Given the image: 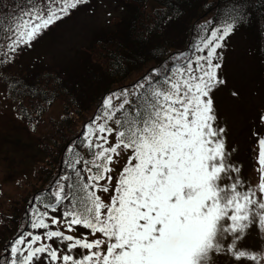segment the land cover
<instances>
[{
	"label": "snow or ice",
	"instance_id": "1",
	"mask_svg": "<svg viewBox=\"0 0 264 264\" xmlns=\"http://www.w3.org/2000/svg\"><path fill=\"white\" fill-rule=\"evenodd\" d=\"M86 3L0 0V80H13L16 56ZM202 8L191 29L195 40L163 59L154 56L159 63L146 74L102 97L66 146L72 155L64 170L27 202V227L4 244L0 264H216L219 255L232 264H264V248L247 244L253 233L264 237V113L252 133L257 175L247 180L226 144L214 98L227 84L221 70L229 38L256 23L264 41V0ZM164 17L165 26L175 19L167 11ZM165 51L159 44L151 49ZM257 51L264 55V46ZM129 60L117 56L112 70ZM17 85L28 87L15 80L10 90L19 91ZM74 226L88 232L65 234Z\"/></svg>",
	"mask_w": 264,
	"mask_h": 264
},
{
	"label": "rangeland",
	"instance_id": "2",
	"mask_svg": "<svg viewBox=\"0 0 264 264\" xmlns=\"http://www.w3.org/2000/svg\"><path fill=\"white\" fill-rule=\"evenodd\" d=\"M88 3L56 21L33 41L30 48L19 53L8 74H16L34 62L43 67L68 68L79 58V51L93 42L96 32L113 26V20L123 14L113 0H88ZM257 43L242 30L229 38L223 50L221 70L227 84L214 94L219 123L226 129V144L235 149L232 157L240 166L241 177L247 180L257 175V144L252 133L258 131L259 116L264 111V70L262 57L257 53ZM152 67L132 74L122 85L132 84ZM233 91L238 92V98L231 95ZM62 107L61 103H56L44 115L45 123L62 118ZM46 128V124H43L39 130H33L19 118L15 105L9 101L8 85L5 80H0V236L3 229L16 231L25 223L23 218L26 216L27 202L33 197V194L29 196L34 182L33 174L43 160L39 140ZM119 168L117 164L116 169ZM9 214L16 217L15 222L7 220L11 219L6 217ZM49 214L60 216L61 212ZM58 227L61 231L65 230L59 225H53L52 229ZM44 231L35 230L37 234ZM79 231L75 228L74 232L65 234L78 236ZM3 239L5 236L0 237V250L6 243ZM50 243L56 246L55 240ZM247 244L264 248V237L253 233L247 239ZM79 251L77 248L74 253ZM215 259L216 264H232V258L228 256L219 255Z\"/></svg>",
	"mask_w": 264,
	"mask_h": 264
},
{
	"label": "trees",
	"instance_id": "3",
	"mask_svg": "<svg viewBox=\"0 0 264 264\" xmlns=\"http://www.w3.org/2000/svg\"><path fill=\"white\" fill-rule=\"evenodd\" d=\"M113 1L123 14L113 20V26L96 32L92 44L79 51V58L69 64L68 68L43 67L34 62L26 69L9 75L13 80L6 81L8 97L15 105L18 116L33 129H39L43 124L47 127L39 140L43 160L33 174L35 183L31 184L29 196L47 189L57 174L64 170L65 156L71 158L72 155L66 152V146L97 112L98 104L105 94L115 90V87H122V83L132 74L151 65L156 66L159 60L154 56L163 59L169 53L183 49L190 40H195L197 37L191 29L203 15V4H223V0ZM165 11L175 16L166 26ZM177 11L181 14L176 15ZM256 19L258 13L254 16V20ZM147 29L152 30L151 37L143 38ZM241 30L258 42L257 49L264 46V41L257 33L256 23ZM157 44L161 45L162 51L167 49L163 55L160 52L151 53V49ZM257 53L262 57L264 70V55L258 51ZM119 55L130 57V60L123 69L113 71L112 65ZM15 80L28 87L21 88L17 85L19 91L10 90L9 85ZM55 103L63 105V117L45 123L43 117ZM43 199L46 200L47 197ZM6 217L11 218L7 219L9 221H16L13 214ZM23 220L26 224L27 217ZM8 230L3 229L1 233V238L5 236L4 242L17 234L14 230Z\"/></svg>",
	"mask_w": 264,
	"mask_h": 264
}]
</instances>
